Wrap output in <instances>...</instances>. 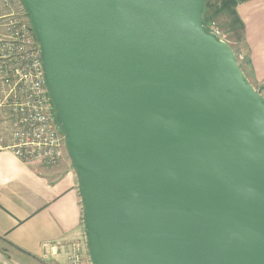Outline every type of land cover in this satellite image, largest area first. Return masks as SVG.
Masks as SVG:
<instances>
[{
	"label": "water",
	"instance_id": "water-1",
	"mask_svg": "<svg viewBox=\"0 0 264 264\" xmlns=\"http://www.w3.org/2000/svg\"><path fill=\"white\" fill-rule=\"evenodd\" d=\"M92 264H264V96L204 0H21Z\"/></svg>",
	"mask_w": 264,
	"mask_h": 264
},
{
	"label": "crops",
	"instance_id": "crops-1",
	"mask_svg": "<svg viewBox=\"0 0 264 264\" xmlns=\"http://www.w3.org/2000/svg\"><path fill=\"white\" fill-rule=\"evenodd\" d=\"M237 12L244 23L242 69L264 96V0L240 2ZM8 145L0 137V262L70 264L80 244L84 264H92L79 178L67 150L50 169L22 161Z\"/></svg>",
	"mask_w": 264,
	"mask_h": 264
},
{
	"label": "built area",
	"instance_id": "built-area-1",
	"mask_svg": "<svg viewBox=\"0 0 264 264\" xmlns=\"http://www.w3.org/2000/svg\"><path fill=\"white\" fill-rule=\"evenodd\" d=\"M2 1L10 8L19 2L28 13L21 0ZM0 20L3 21L0 22V61L11 66L6 81L11 86L10 99L15 111V129L8 149L26 163L55 166L62 156L59 126L47 85L41 47L31 19L25 23L21 13L16 12L6 13ZM209 30L226 41L216 27ZM80 248V244L73 246L70 264H84Z\"/></svg>",
	"mask_w": 264,
	"mask_h": 264
},
{
	"label": "rangeland",
	"instance_id": "rangeland-1",
	"mask_svg": "<svg viewBox=\"0 0 264 264\" xmlns=\"http://www.w3.org/2000/svg\"><path fill=\"white\" fill-rule=\"evenodd\" d=\"M213 6H220L221 0H209ZM3 1L0 0V17L3 16L6 13H21V17L23 18L25 23H29L30 15L25 12L20 5L19 2H15L12 6L10 7H5L2 3ZM6 20V19H5ZM1 23H3L2 20H0ZM0 23V24H1ZM5 24V23H4ZM2 26H5V25ZM207 26L212 29L216 27L219 29L226 41L231 45L233 50L238 56L239 63L241 67H243L246 58H240V51H241V41L243 38V31L240 29V26L238 24H234L231 21L230 16L228 13L226 14H221L217 17L211 18L210 22H207ZM5 29L4 27H2ZM1 29V30H3ZM10 69L11 66L10 64L6 65L4 62L0 61V137L2 140L6 143H11L12 141V132L15 129V111H14V105L13 102L11 101L10 93H11V86L9 83L6 81V78L10 74ZM12 83V82H11ZM13 88V87H12ZM259 91H263L262 88H260ZM262 93V92H261ZM59 126V136L61 140V145H62V156L58 164L55 166H42L50 169H55L60 166L61 161L63 159L64 155V149L67 150L68 152V158L70 162V168L75 170L72 157L70 155V150L67 145V137L65 131L62 129L60 124L58 123ZM0 264H2L0 262Z\"/></svg>",
	"mask_w": 264,
	"mask_h": 264
},
{
	"label": "trees",
	"instance_id": "trees-1",
	"mask_svg": "<svg viewBox=\"0 0 264 264\" xmlns=\"http://www.w3.org/2000/svg\"><path fill=\"white\" fill-rule=\"evenodd\" d=\"M243 1H247V0H221L220 6H213V4H211L209 0H204L205 5H204V12H203L204 14L203 22L206 28L209 30V27L207 26V22H210L211 18L217 17L221 14L228 13V15L231 18V21L234 24H238L240 26V29L243 31L244 23L240 19L238 12H237V5Z\"/></svg>",
	"mask_w": 264,
	"mask_h": 264
}]
</instances>
